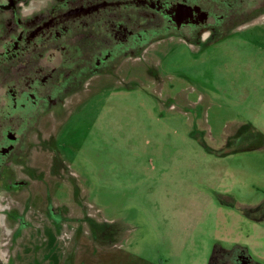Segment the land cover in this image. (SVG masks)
<instances>
[{
    "label": "rangeland",
    "instance_id": "rangeland-1",
    "mask_svg": "<svg viewBox=\"0 0 264 264\" xmlns=\"http://www.w3.org/2000/svg\"><path fill=\"white\" fill-rule=\"evenodd\" d=\"M243 26L127 57L46 113L28 191L0 193V264H204L230 240L264 260V10Z\"/></svg>",
    "mask_w": 264,
    "mask_h": 264
},
{
    "label": "flooded vegetation",
    "instance_id": "flooded-vegetation-1",
    "mask_svg": "<svg viewBox=\"0 0 264 264\" xmlns=\"http://www.w3.org/2000/svg\"><path fill=\"white\" fill-rule=\"evenodd\" d=\"M263 10L264 0H0V193L28 191L32 131L95 74L173 38L215 42ZM5 214L22 219L14 208ZM228 244H214L204 264H264L245 244Z\"/></svg>",
    "mask_w": 264,
    "mask_h": 264
},
{
    "label": "crops",
    "instance_id": "crops-1",
    "mask_svg": "<svg viewBox=\"0 0 264 264\" xmlns=\"http://www.w3.org/2000/svg\"><path fill=\"white\" fill-rule=\"evenodd\" d=\"M246 242H248V241H246ZM249 243V242H248Z\"/></svg>",
    "mask_w": 264,
    "mask_h": 264
}]
</instances>
